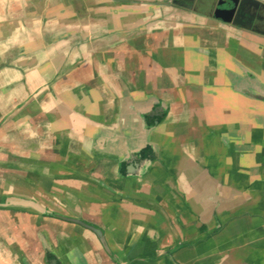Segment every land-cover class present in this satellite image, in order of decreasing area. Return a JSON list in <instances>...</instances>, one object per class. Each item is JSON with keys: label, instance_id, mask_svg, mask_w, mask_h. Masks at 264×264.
Listing matches in <instances>:
<instances>
[{"label": "crops", "instance_id": "1", "mask_svg": "<svg viewBox=\"0 0 264 264\" xmlns=\"http://www.w3.org/2000/svg\"><path fill=\"white\" fill-rule=\"evenodd\" d=\"M225 1L0 0V264H264V34Z\"/></svg>", "mask_w": 264, "mask_h": 264}, {"label": "water", "instance_id": "2", "mask_svg": "<svg viewBox=\"0 0 264 264\" xmlns=\"http://www.w3.org/2000/svg\"><path fill=\"white\" fill-rule=\"evenodd\" d=\"M229 5L230 6L233 5L236 11L233 17L229 19V21L233 23H237L238 17H240L241 15L246 16L249 20L247 27H249L250 29H255L256 31L262 32L264 34V30L256 29L252 27L254 18H256L260 14V11L264 9V3H262L259 0H226L224 4V10H226L227 6ZM243 11L245 12L243 13ZM73 220L93 230L102 239L103 243L105 244V238L102 229L94 225L88 224L80 219L74 218Z\"/></svg>", "mask_w": 264, "mask_h": 264}, {"label": "flooded vegetation", "instance_id": "3", "mask_svg": "<svg viewBox=\"0 0 264 264\" xmlns=\"http://www.w3.org/2000/svg\"><path fill=\"white\" fill-rule=\"evenodd\" d=\"M242 18H243V16H242V15H241L240 17H238V21H241V22H242V21H243V19H242ZM248 22H249V21H247V23H248Z\"/></svg>", "mask_w": 264, "mask_h": 264}]
</instances>
